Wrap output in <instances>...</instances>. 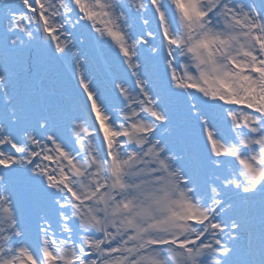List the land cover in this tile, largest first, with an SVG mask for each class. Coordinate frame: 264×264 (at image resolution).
<instances>
[{
    "label": "snow or ice",
    "instance_id": "6c2138e0",
    "mask_svg": "<svg viewBox=\"0 0 264 264\" xmlns=\"http://www.w3.org/2000/svg\"><path fill=\"white\" fill-rule=\"evenodd\" d=\"M0 264H264V0H0Z\"/></svg>",
    "mask_w": 264,
    "mask_h": 264
}]
</instances>
